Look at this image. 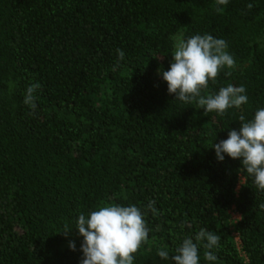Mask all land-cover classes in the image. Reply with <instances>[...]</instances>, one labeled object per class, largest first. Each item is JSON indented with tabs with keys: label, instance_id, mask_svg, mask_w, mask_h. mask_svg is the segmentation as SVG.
<instances>
[{
	"label": "trees",
	"instance_id": "1",
	"mask_svg": "<svg viewBox=\"0 0 264 264\" xmlns=\"http://www.w3.org/2000/svg\"><path fill=\"white\" fill-rule=\"evenodd\" d=\"M217 6L0 0V264H79L83 237L74 227L59 232L107 203L146 213L148 242L134 264H171L157 249L174 254L201 228L220 245L215 262L200 245V264H264V191L239 159L220 162L210 147L239 128L241 115L264 108V0ZM205 33L227 42L236 66L202 94L232 84L248 97L223 116L175 99L159 74L177 34ZM33 82L41 85L34 114L24 103ZM151 200L157 215L146 209Z\"/></svg>",
	"mask_w": 264,
	"mask_h": 264
},
{
	"label": "clouds",
	"instance_id": "2",
	"mask_svg": "<svg viewBox=\"0 0 264 264\" xmlns=\"http://www.w3.org/2000/svg\"><path fill=\"white\" fill-rule=\"evenodd\" d=\"M229 0H216V11L222 12L219 6L227 5ZM253 5L246 7L251 9ZM174 50L171 54L168 70L159 71L167 82V92L174 94L175 99L187 104L195 101L197 108L205 114L215 112L223 116L229 108H240L246 104L248 97L243 85L228 84L215 94L203 95L209 81L215 82L221 69L235 68V59L227 51L228 44L222 38L211 34H196L189 38L182 35L174 37ZM118 60L125 58L122 49L116 50ZM225 75H230L226 72ZM41 88L38 82L31 83L25 90L24 103L35 113L38 107L36 92ZM239 128L228 130L227 138L210 146L215 150L216 159L222 162L224 154L239 159L246 172L253 177L258 190L264 191V108L255 111L250 120L243 115L239 118ZM151 200L146 205L147 211L158 214ZM264 207V205H261ZM145 212L135 204L121 205L107 203L85 215L81 212L74 226L60 231L65 237L74 227L83 237L80 244L82 252L79 264H134V253L148 242ZM186 222H182L181 226ZM195 241V242H194ZM205 249L203 255L208 262L217 261L213 250L218 251L220 237L214 232L201 228L193 237H185L175 249L174 254L166 249H157L159 258L171 264H200L199 246ZM69 248L76 250L74 241H69Z\"/></svg>",
	"mask_w": 264,
	"mask_h": 264
},
{
	"label": "rangeland",
	"instance_id": "3",
	"mask_svg": "<svg viewBox=\"0 0 264 264\" xmlns=\"http://www.w3.org/2000/svg\"><path fill=\"white\" fill-rule=\"evenodd\" d=\"M178 35H180V34H177L176 36H178ZM242 180H243V178L240 177L239 182H241ZM238 218H239V214L235 210L232 209L230 211V222H231V224L233 225L238 220ZM233 235H234L235 241L239 245V239H238L237 233L234 232Z\"/></svg>",
	"mask_w": 264,
	"mask_h": 264
},
{
	"label": "built area",
	"instance_id": "4",
	"mask_svg": "<svg viewBox=\"0 0 264 264\" xmlns=\"http://www.w3.org/2000/svg\"><path fill=\"white\" fill-rule=\"evenodd\" d=\"M234 210V209H233ZM238 236V235H237ZM239 239V238H238Z\"/></svg>",
	"mask_w": 264,
	"mask_h": 264
}]
</instances>
